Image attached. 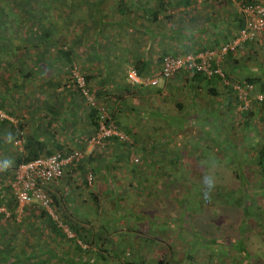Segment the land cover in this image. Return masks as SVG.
Instances as JSON below:
<instances>
[{"label":"rangeland","instance_id":"1","mask_svg":"<svg viewBox=\"0 0 264 264\" xmlns=\"http://www.w3.org/2000/svg\"><path fill=\"white\" fill-rule=\"evenodd\" d=\"M104 1L102 3L103 9L111 11L112 9L109 8V4L114 6L116 1ZM68 2L69 5L66 7L67 13L69 9L75 10L74 13L69 12L66 15L67 19L69 18L70 20L84 18L85 15L80 11L81 8H90L84 4V0L75 2L68 0ZM34 10L35 15L39 14L37 12L39 8ZM59 22H61L62 26L65 25L63 19L59 18ZM126 28H130V25H126ZM74 32L80 37L82 27L80 25L79 27L77 26ZM92 37L93 34L89 33L88 40L92 41ZM17 39L15 38V40ZM252 41L263 42L264 36ZM83 47H86V45H83V41L78 45L75 44L73 46V63L61 62L56 67H62L63 70H68V66L72 68L75 64L82 74L89 73L79 62L81 59L79 58V61L76 60L77 56H79L77 55L78 52ZM111 48L110 43H105V45L102 44L97 52L100 51L103 55H106L105 53ZM83 52L81 53V57ZM85 53L84 55H86ZM12 55L11 58L15 64L18 53L16 52V54ZM6 56V58H10V55ZM5 67L6 64L4 63L0 65V80L3 79L2 76L6 70ZM52 70L55 72L54 68ZM9 72L14 77L11 80L12 82L9 83V86L12 87L14 85L15 74L11 70ZM58 77H61V82H65L66 85L64 83L63 89L55 91L57 95L54 98L58 97L60 100H67L71 97L70 99H72V87H77V85L71 72L69 71L66 74L60 73ZM40 78L39 75L36 78L25 80L24 84L22 86L20 85L21 87L15 88L13 92L15 93V97L12 103L20 100L21 109L16 113L23 120H25L24 116L27 111L29 112L28 119L30 116L42 119L43 108L46 105L36 104L33 107L31 100H29V98H32V96L36 97L41 92L43 82ZM57 80L60 79L57 78ZM87 83L94 90L91 80H88ZM48 90L50 92L54 91L53 88H49ZM0 91H4L3 84L1 83ZM170 95L172 99L173 96L172 94ZM73 99L77 100V98ZM83 103L86 104L84 101ZM62 111L60 110L59 113H62ZM252 112H246L248 114L247 119L251 124L245 128L241 127L239 130L233 129L229 125V122L227 123L222 118V113L220 115L212 113L214 116L210 113V121L206 123L210 132L201 133L198 136L193 135L194 133H190L187 130L190 122L180 120L181 134L178 133V136L174 138L152 137L144 139L145 145L148 147L145 150L139 148L134 151L138 162L134 165L127 164V168L135 170L133 172L134 177L129 175L125 178L126 181L122 183L120 181L122 176H118L119 179L117 177L118 173L122 172V169L117 168L116 171H113V175L116 177L112 185L118 189L115 191V196L123 195V197H128L124 199L126 203L123 210H121V205H123L121 204V198L113 197L114 199L112 201L102 199L99 202L100 204L97 202L96 210L99 213V220L97 219V222L105 226L106 230L104 231L105 233L100 232V238H102L101 243L104 244L103 247L105 249L101 247L99 248L100 254L94 253L92 255L95 264H121V259L123 260V264H125L127 256L134 261L147 259V264H155L154 260L164 250H168V246L172 248L174 254L180 253V255H184L181 258L183 264H209L208 262L211 261L210 257L223 259L224 256L229 255L231 257L225 258V264H233L235 261L239 262V264H264V162L261 165L262 167H260L263 171L255 165L259 157L258 149L264 146V119L258 118V112ZM196 115H203V111L198 108ZM252 115H256L255 118L257 121H252ZM34 119H30L27 125L28 127L31 126ZM11 120L13 122L16 121L15 118ZM201 122L198 120L195 124L200 125ZM225 125L227 126L225 127ZM68 126H65L64 129ZM189 128L193 132L196 131L193 126H189ZM58 131L60 129L55 128L54 132L56 134L59 133ZM201 131L203 132L205 130L201 128ZM233 131H238V134H234ZM164 134L169 135L168 133ZM176 139L180 140V144L176 143ZM130 140H133V138L130 137ZM128 146L130 145L128 144ZM132 146H134V143ZM85 148L86 141L82 149ZM89 152L91 151L88 150L86 155ZM127 158L130 159L128 156ZM109 160L111 164L113 158H109ZM234 172L236 176H234ZM205 175L213 176L215 183H219L218 187L216 184V190L207 193V195H205L203 187V177ZM103 181L110 187L105 174ZM120 182L122 184H119ZM126 182H129V188L125 187ZM233 185L235 187L234 190H232ZM86 186L91 187L92 185L89 186L86 184ZM101 190L105 191L103 188ZM201 192L204 195L200 194ZM165 193H167L166 198H164ZM214 193L219 194L217 198L212 196ZM108 194L106 193V196L109 198ZM151 200L160 203L161 208H163L161 209L163 214L159 212L161 215H157L155 211H144L143 204L146 203L149 206ZM139 201L142 204L141 206L138 205ZM113 204L115 209H112ZM137 205L142 211H139ZM37 206L39 209L41 208L38 204ZM37 206L33 207V212L35 213L38 210ZM180 206H186L182 213L177 211ZM0 207L5 208L10 215L7 206L0 205ZM51 210L53 211V218L57 223H60L62 221L60 210L54 205L51 207ZM90 212H93V208H90ZM21 214H24L23 207L18 206L15 213L17 220L21 218ZM4 216L3 219H6L7 215ZM94 221L96 223V219ZM163 231L164 234H162ZM41 238H45V235ZM105 238L106 240H104ZM140 240L148 241L147 248L139 247ZM159 240L161 244H159ZM34 242L36 241L30 238L26 247L29 249ZM81 244L85 246L83 248L87 247L85 241H81ZM49 245L51 247L56 245L55 240L51 236L49 238ZM99 246L97 245L96 247L98 248ZM241 247H244L245 253L241 250ZM92 248L93 246L88 249ZM217 248L218 250H216ZM214 251L215 254H213ZM234 251H241V256L237 255L235 258L234 256L236 255L232 254ZM82 254L85 253L83 252ZM101 255L104 257L102 258ZM188 255H191L193 258H189ZM206 259L208 262L205 261ZM217 264H220V261Z\"/></svg>","mask_w":264,"mask_h":264},{"label":"crops","instance_id":"2","mask_svg":"<svg viewBox=\"0 0 264 264\" xmlns=\"http://www.w3.org/2000/svg\"><path fill=\"white\" fill-rule=\"evenodd\" d=\"M249 1L264 4V0ZM150 3L152 5L154 1L152 0ZM180 5L177 16L170 25L165 24L162 14L158 15L156 21L153 22L154 24L149 23L147 16L139 11L140 17L130 18L129 23L126 24L130 25L126 35L117 33L114 27L113 30H107L109 36L107 41H111L107 44L110 43L112 48L106 52V55L100 51L97 52V50L92 54L90 51L85 53L83 47L81 49L85 52L82 51V57L80 55L76 58L78 61L79 58L81 59L79 61L81 65L92 75L93 91L99 89L104 91L105 97L103 99L114 112L118 122H120V127L133 138L130 146L126 142L110 139L106 141L104 149L89 152L91 156L88 161L84 162V167L93 171L94 180L91 187H87L85 181L77 180L75 171L69 167L65 169L59 180L47 185L48 192L54 194L59 201L56 207L60 210L61 219L65 222H82L84 220V228H86L84 232L88 238L89 236L94 238V233L99 227H102L97 222L99 220V213L96 210L97 202L100 204L102 199L112 201L113 197L121 198V204H123L121 210H123L126 203L124 199L128 197L115 196V191L118 189L112 185L116 177L113 175V171H116L117 168L122 169L118 175L115 173L117 177L122 176L120 178L122 183L126 181L125 178L129 175L134 177L133 172L135 170L127 168V164L134 165L135 163L127 156L130 158L131 154H135L134 151L139 148L145 150L148 146L145 145L144 139L178 136V133L181 134L180 120L191 122L192 125L189 126H193L196 131L193 132L188 125L187 130L198 136L202 131L195 124L196 121L202 120L203 123L210 121V113L219 115L222 113V118L227 117L225 104L229 100L233 101L232 92L216 76L203 78L195 74L176 73L169 78H161L155 87L135 85L125 75L127 68L131 66L137 67L142 72L153 73L160 67L161 59L166 53L179 55L202 48L214 47L223 40L233 37L241 24L240 19L242 17H239L237 12L241 6L240 0H192L189 5ZM134 24L141 26L134 29ZM85 40L88 39L85 38ZM82 58L85 62L82 61ZM60 62L67 61L61 59ZM49 64L53 67L56 66L52 63ZM223 67L230 80L258 78L260 86V83H264V41L243 42L224 59ZM211 91H214L216 95L212 94V96ZM170 94L173 96L172 99ZM178 104H181L179 107L181 110L177 108ZM84 105L81 98H77V100L70 98L60 100L58 97L51 99L45 108L52 110L51 113L53 114L48 115V109L47 113L43 112L44 117L46 116L44 120L39 122L40 119L35 118L31 126L45 124L46 120L57 116V121H53L55 123L52 124V127L50 126V130L54 132L55 128L60 129L58 132L61 134L54 132V142L61 146L60 150L84 148L86 139L93 134L90 118L84 109ZM198 108L203 111V115L196 117V112L193 111L198 110ZM60 110H63L62 113H59ZM206 115L207 118L204 120L202 117ZM255 116L252 115V121H257ZM244 117L247 119L248 115L244 114ZM62 125L69 126L64 129L65 126ZM45 138L52 148L53 138L48 135ZM133 143L134 146H132ZM176 143L180 144V140L176 139ZM109 158H113L111 164ZM104 174L110 187L103 181ZM83 175L81 174V177ZM128 186L129 182H126L125 187ZM102 188L106 192L102 191ZM106 193H109V198ZM140 203L139 201V206L142 205ZM143 206L144 211H155L157 215L163 214L161 212L163 208L157 201L151 200L149 206L146 203ZM90 208H93V212H90ZM112 209H115L114 204ZM139 211L142 210L139 208ZM61 230L65 233L63 227ZM105 230L106 227L101 232L105 233ZM44 232L51 231L45 226ZM139 243L140 248H147L148 241L140 240ZM93 249L96 250V247ZM47 251L49 250L45 248L43 253L37 251L34 254L35 260L39 258V260L46 261L50 254V251L48 253ZM110 255L114 256L113 254ZM76 257H79L80 264H88L86 254L74 253L73 258L77 260ZM147 261L146 259L145 262ZM77 263L79 262L77 261ZM120 263L123 264L122 259Z\"/></svg>","mask_w":264,"mask_h":264},{"label":"trees","instance_id":"3","mask_svg":"<svg viewBox=\"0 0 264 264\" xmlns=\"http://www.w3.org/2000/svg\"><path fill=\"white\" fill-rule=\"evenodd\" d=\"M72 1L75 2L79 0ZM103 1L104 0H84V4L90 7L81 8L80 11L85 15V17L82 19L74 18L73 20H70L69 18L67 19L66 15L69 12L74 13L75 10L69 9V12L67 13L66 7L69 5L68 0H0V65L3 63L6 64L4 75L2 74L4 77L2 76L3 79L0 80V83L3 84L4 89V91H0V112L6 114L5 117L0 118V205L7 206L8 210L10 211V215L6 216V219H3V217H5L4 214H0V264H80L79 257H76V260L73 258V254L78 253V255H80L83 252L86 254V259L88 258L87 263L95 264V260L92 259V255L94 253L100 254L99 248L101 247L102 249H105L103 247L104 244L101 243L102 238H100V232L105 226L99 227L98 231L94 233V238H91L92 236H89L88 238L85 236L86 233L84 232L86 229L84 228V220L82 222H65V220L61 219V223L67 226L69 231L72 233V236H69L67 233H65V235L61 230V226L57 225L59 223H57V221L51 215H49L45 209H39L35 203L24 205V214H21V218L17 220L15 213L18 203L16 202L9 185V180L11 179L10 177H12L14 170L20 163L30 161L39 156H44L55 152H62V150H60L61 146L54 142V132L50 130V126L53 124V121H57L58 117L54 116L53 118H49L46 120L45 124L28 127L27 125L30 119L32 120L35 117L33 118L30 116L31 118L29 117L28 119V111L25 113V120L18 116L16 112L20 111L21 109L19 102L20 100L12 103V100L15 97V93H13L15 88L19 87L20 85L22 86L25 80L36 78L40 75V79H42L43 82L41 85V92L39 91L40 93L37 94L36 97L32 96V98H29V100H31V105L33 107L36 104L47 105V102L51 101V99L53 100L57 95V93L55 94V91L63 89L62 87L66 85L65 82V84L61 82L62 79L61 77H58V75L60 73H69L71 67L68 66V70H63L62 67L56 66L61 64V59H65L67 62L73 63V46L75 44L78 45L81 41H83V45H86L84 49L86 51H90L92 54V52L94 53V51L100 49L102 44L105 45V43L111 42L107 41L109 37L107 33L108 29L113 30L114 27L117 33L124 35L127 32V28H125L126 24L129 23L130 18L136 19L137 16L139 18V11H141L143 15L147 16V21L149 23L154 24L153 22L156 21L158 15L162 14V18L165 19V24L168 23L170 25L173 19L177 16L178 8L181 7L180 4L186 6L192 2V0H179V2L178 0H153L154 3L150 5V1L152 0H115L116 2L114 6L109 4V8L112 10L108 11L106 9L104 10L102 7ZM240 1L241 5L252 2L249 0ZM37 5L40 7H37ZM36 8H39L37 11L39 14L37 15L34 14V9ZM237 12L238 16L242 17L243 13L241 12L240 7L239 11ZM109 17L110 20H108ZM59 18L64 20L66 26H62L61 22H59ZM243 21L244 19L242 17V19H240L241 24L239 28L243 25ZM79 25L82 27L80 37H78V35L74 32V30L77 28V26L79 27ZM140 26L141 25L139 24H134L133 28L138 29ZM89 33L93 34L92 41L85 40V38L88 39ZM233 37L223 40V42L215 45L214 47L202 48L195 50L194 52L217 49L221 47L222 44L232 40ZM15 38L20 39L19 42L18 39L15 40ZM82 51L83 49L78 52V57H80ZM234 51L228 52L227 56ZM16 52L18 53V56L15 55V65L11 56H13L12 54H16ZM167 54L168 53L164 54V56ZM6 55H10V58H6ZM49 63H52L53 65L55 64L56 66L53 67ZM52 67L54 68L55 72L51 70ZM131 67L138 75L144 76L150 74L149 72H142L135 66ZM9 70L13 71L15 74V80L13 81L14 85H12V87L9 86V83L12 82L11 80H13L14 77L9 72ZM126 72L125 75L127 77ZM176 73L195 74L206 78V76L203 74L196 72L179 71ZM91 77L92 75L90 73L85 74L87 81L91 80ZM57 78L60 80H57ZM238 81H247L249 83H253L256 85V88L248 95L249 107L247 109H241L239 106L242 105V101L238 99L235 91L233 92L231 90L232 88L230 85H224L230 88V92H232L233 96V101L229 100L228 103L225 104L226 108L224 107L226 109L225 113L227 116L225 117V121L227 123L229 122V125L236 130H239L241 127H248V125L251 124V122L244 117V114L246 116L248 115L246 114L248 111H254L256 113L258 112L260 119H264V97L259 100L255 95L256 93L260 92L264 96V83H260L259 86V79L250 77L244 78L243 80L240 79ZM135 85L156 87L158 83L156 85H140L135 83ZM49 88H53L54 91L50 92L48 90ZM72 89L73 93L71 95L73 98H81L83 101L78 88L72 87ZM67 90L69 91V89ZM93 92L94 95L103 104H105L109 110V113L115 119L118 126H120V122H118L114 112H112L106 103V100L103 99V97H105L104 91L99 89ZM212 94H215V92L211 91V95ZM179 107H181V104L177 105L178 109H180ZM43 109V111L47 113L49 108ZM84 109L86 112H88V116L90 118V127L92 129V133H94L97 129V111L86 104L84 105ZM51 112L52 110L49 109L48 115L53 114ZM198 116L200 115H197L196 117ZM13 118L16 119L15 122L11 120ZM41 118L42 119H40L39 122L44 120V113L42 114ZM202 118L205 120L207 115ZM199 121L201 122L202 120ZM208 121H206V123ZM206 123L201 122L200 125H197L198 128H203L205 130L203 131L204 133L210 132ZM191 124L192 123L190 122L189 125ZM226 126L227 125H225V127ZM233 132L236 135L238 134V131ZM46 135L53 138V141L51 142V144H53L52 148L49 145V141H46ZM14 141L20 142V148H18L16 145L14 146ZM126 143L131 145L129 142ZM82 148L83 147H77L73 149L81 150ZM71 150L72 149H68L64 152H69ZM258 150L259 157L256 160L255 165L256 167L260 168L264 162V146L260 147ZM90 156V154L87 155L82 162L78 163L77 167L79 173L85 174L88 169L92 171L90 168L87 169L84 167V162L88 161ZM6 160L12 162L8 167H4V161ZM260 169L263 171L262 168ZM233 174L236 176L235 172ZM216 184L218 187L219 183H215L212 190H210L208 193L211 191L214 192V190H216ZM234 189L235 187L233 185L232 190ZM167 193H165L164 198L167 197ZM200 194L204 195L202 192ZM202 195H200L201 198H203ZM218 195V193H214L212 196L217 198ZM212 196L210 197L212 198ZM50 199L51 204L53 203L55 207L58 206L59 201H57V198L54 194H50ZM36 206L38 208L37 213L33 212V207ZM185 207L186 206H180L178 207L177 211L182 213ZM45 226L49 228L51 232L45 233ZM162 234H164V231ZM43 235H45V238H41ZM50 236L55 240V246L51 247L49 245ZM30 238L34 239L36 242H34V244L28 249L26 245L28 244ZM156 238L160 239L158 237ZM104 240H106V238ZM81 241H85L87 245L86 248H83ZM159 244H161L160 240ZM90 245L94 248L97 245L100 246L98 248L96 247V250L93 248L92 250L88 249L91 248ZM44 248L47 250H52L53 248L55 249L49 252V258L46 261L42 259L39 260V258L35 260L34 254L37 251H41L43 253ZM167 248L168 250H164V252L155 260L154 263L183 264L181 258L184 255H180V253L174 254L172 248L169 246ZM216 250H218V248ZM241 250L244 253L246 252L244 247H241ZM241 253V251H234L232 254L236 255L234 256L236 258L237 255L241 256ZM213 254H215V251ZM101 257L103 258L104 256L101 255ZM188 257L190 258L191 255H188ZM230 257L231 255L224 256L223 259L210 257V262H208L207 259L205 261L209 264H217L218 261H220V264H225V258L227 259ZM77 261L79 263H77ZM145 261V259L134 261L130 257H127V259H125V264H147ZM233 264H239V262L235 261Z\"/></svg>","mask_w":264,"mask_h":264},{"label":"built area","instance_id":"4","mask_svg":"<svg viewBox=\"0 0 264 264\" xmlns=\"http://www.w3.org/2000/svg\"><path fill=\"white\" fill-rule=\"evenodd\" d=\"M244 19L243 25L238 29L233 39L221 45L217 49L204 50L200 52H187L179 55L167 54L163 57L160 68L149 75H138L132 67L127 69V77L133 84L156 85L160 78H169L176 72H196L203 74L206 78L218 77L223 85L231 86V90L242 101L241 109L249 107L248 95L254 91L255 85L249 82L232 81L228 78L223 67V61L228 52L234 51L238 45L246 41H252L264 36V5L261 3H247L240 7ZM77 88L81 93L83 101L97 111V129L87 138L85 149H72L69 152H55L39 156L27 162L20 163L14 170L9 180L10 189L19 207L36 203L53 217L52 204L47 185L59 180L67 167L75 170L76 179L85 181L92 185L94 176L92 171L87 170L83 177L78 171V163L82 162L86 154L92 150H102L106 141L116 139L121 142L131 143L129 134L116 123L109 113L108 108L95 95L88 86L85 75L73 65L70 70ZM259 100L264 96L256 93ZM5 114L0 112V118ZM20 148V142L14 141ZM130 160L138 162L135 154H131ZM0 214L9 215V212L0 207ZM65 229V233L72 236L67 226L59 223ZM82 245V244H81ZM85 247L84 245H82Z\"/></svg>","mask_w":264,"mask_h":264},{"label":"clouds","instance_id":"5","mask_svg":"<svg viewBox=\"0 0 264 264\" xmlns=\"http://www.w3.org/2000/svg\"><path fill=\"white\" fill-rule=\"evenodd\" d=\"M253 3H260V2H257V1H252ZM251 3V2H249ZM263 4V3H261ZM264 5V4H263ZM238 31V30H237ZM242 44V43H241ZM239 46V45H238ZM15 145V144H14ZM18 147V146H17ZM12 162L11 161H4V167H8L10 166ZM11 178V177H10ZM215 185V178L211 175H205L203 177V187H204V192H205V195H207V193L214 187Z\"/></svg>","mask_w":264,"mask_h":264}]
</instances>
